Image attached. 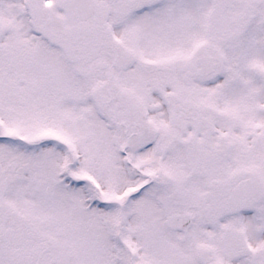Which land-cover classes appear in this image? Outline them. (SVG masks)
<instances>
[{
    "label": "snow or ice",
    "instance_id": "6c2138e0",
    "mask_svg": "<svg viewBox=\"0 0 264 264\" xmlns=\"http://www.w3.org/2000/svg\"><path fill=\"white\" fill-rule=\"evenodd\" d=\"M0 264H264V0H0Z\"/></svg>",
    "mask_w": 264,
    "mask_h": 264
}]
</instances>
